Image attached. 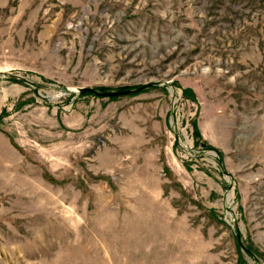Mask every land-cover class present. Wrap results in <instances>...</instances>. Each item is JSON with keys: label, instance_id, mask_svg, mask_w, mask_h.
<instances>
[{"label": "rangeland", "instance_id": "1", "mask_svg": "<svg viewBox=\"0 0 264 264\" xmlns=\"http://www.w3.org/2000/svg\"><path fill=\"white\" fill-rule=\"evenodd\" d=\"M0 264H264V0H0Z\"/></svg>", "mask_w": 264, "mask_h": 264}, {"label": "water", "instance_id": "2", "mask_svg": "<svg viewBox=\"0 0 264 264\" xmlns=\"http://www.w3.org/2000/svg\"><path fill=\"white\" fill-rule=\"evenodd\" d=\"M4 75L9 77V78H11V79H13V80H17V81H21V82H26V83L32 84V81L29 78L24 77V76H20L19 74H16V73H11L10 72V73H4ZM149 84L150 83H146V84H143V85L135 87V88L122 89V90H111V91L99 90V89H97L95 87H91V86H81V87L78 88V93H79V95H81L84 92H90V93H93L95 95L104 96V97L105 96L124 95V94H130V93L139 92L143 88L148 86ZM36 90H37V88H36ZM202 149L203 150L213 151V152H215V153H217L219 155V151L215 147L209 146V147H203ZM235 228H236L237 240H238V243H239L240 247L242 248V250L246 254L256 258L255 253L243 242L242 234L240 232V228H239V225H238L237 221H235Z\"/></svg>", "mask_w": 264, "mask_h": 264}, {"label": "trees", "instance_id": "3", "mask_svg": "<svg viewBox=\"0 0 264 264\" xmlns=\"http://www.w3.org/2000/svg\"><path fill=\"white\" fill-rule=\"evenodd\" d=\"M99 90H108L107 88H103V87H100V88H97ZM123 89H126V88H123ZM85 93H90V92H84L82 94H85ZM111 97H114V96H111ZM239 244V243H238ZM240 246V245H239ZM250 249H252V247L249 246Z\"/></svg>", "mask_w": 264, "mask_h": 264}, {"label": "bare ground", "instance_id": "4", "mask_svg": "<svg viewBox=\"0 0 264 264\" xmlns=\"http://www.w3.org/2000/svg\"><path fill=\"white\" fill-rule=\"evenodd\" d=\"M230 198H231V194H230Z\"/></svg>", "mask_w": 264, "mask_h": 264}]
</instances>
